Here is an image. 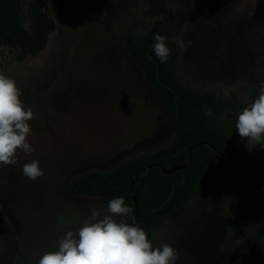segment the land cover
Wrapping results in <instances>:
<instances>
[{"label": "rangeland", "instance_id": "obj_1", "mask_svg": "<svg viewBox=\"0 0 264 264\" xmlns=\"http://www.w3.org/2000/svg\"><path fill=\"white\" fill-rule=\"evenodd\" d=\"M234 1L43 0L54 24L45 47L19 60L14 48L0 44V74L16 82L35 114L28 137L34 151L19 152L17 164L0 167V264H37L45 252L57 250L67 231L78 230L92 208L103 214L108 203L69 192L70 179L89 170L111 171L171 141L170 117L141 68L125 65L120 82L105 80L102 56L126 24L139 34L164 20L175 31L184 81L233 98L238 108L255 99L264 60L258 65L240 48L264 31V3L238 10ZM29 23L23 13L24 26ZM254 40L253 46L264 42ZM236 116L224 115L228 127L249 158L264 167V147L246 148ZM33 159L44 171L36 181L22 174V165ZM242 199L234 184L208 173L185 209L154 230L153 246L176 248L177 264H264V253L242 259L222 247L225 223Z\"/></svg>", "mask_w": 264, "mask_h": 264}, {"label": "trees", "instance_id": "obj_2", "mask_svg": "<svg viewBox=\"0 0 264 264\" xmlns=\"http://www.w3.org/2000/svg\"><path fill=\"white\" fill-rule=\"evenodd\" d=\"M25 1V5H23ZM24 16L29 27L23 24ZM160 21L139 34L130 33L129 55L142 69L154 97L167 111L171 141L151 152L124 160L111 171L89 170L70 179L74 194L99 197L104 203L123 196L131 213L123 221L134 225L135 196L138 226L153 242L154 230L177 217L204 186L210 172L234 184L243 199L225 223L222 247L242 259L264 253V167L249 158L224 118L242 111L233 98L199 90L184 81L178 70L175 31ZM53 21L43 10V0H0V44L17 51V59L35 56L45 45ZM156 34L166 37L171 54L161 63L154 51ZM206 109L213 113L205 115ZM183 165L171 173L164 172ZM132 186V191L130 187Z\"/></svg>", "mask_w": 264, "mask_h": 264}, {"label": "clouds", "instance_id": "obj_3", "mask_svg": "<svg viewBox=\"0 0 264 264\" xmlns=\"http://www.w3.org/2000/svg\"><path fill=\"white\" fill-rule=\"evenodd\" d=\"M178 43L185 47L182 39ZM153 51L161 63L167 62L171 49L165 36L155 35ZM21 95L16 82L0 74V167L17 164L19 152L34 151L28 137L35 114L25 107ZM205 115L213 113L206 109ZM235 129L247 140L249 151L257 145L264 147V80L255 99L235 117ZM22 174L36 181L44 171L33 159L22 165ZM130 213L123 196L111 199L103 214L101 209L92 208L78 230L67 231L58 239L57 250L45 252L37 264H177L176 248L167 243L154 247L143 228L117 219Z\"/></svg>", "mask_w": 264, "mask_h": 264}, {"label": "flooded vegetation", "instance_id": "obj_4", "mask_svg": "<svg viewBox=\"0 0 264 264\" xmlns=\"http://www.w3.org/2000/svg\"><path fill=\"white\" fill-rule=\"evenodd\" d=\"M236 1V2H235ZM233 3L234 7L236 6L238 10H243L246 8H249V6L254 5L252 3H245L241 5L240 1L241 0H235ZM208 3V2H207ZM206 3V4H207ZM206 6V5H204ZM220 9V8H218ZM220 11V10H219ZM164 22V26L168 27ZM158 23V22H157ZM133 26L132 24L128 23L124 26L122 32L120 34L114 33V38L113 41L110 42L112 44L109 45V50H107L102 56L104 58V73H105V80L108 81L110 84L115 83L116 81H121L122 79V74L123 70L125 68V65L130 68H135L139 67L141 68L136 62L133 61V59L129 55V49H128V35L130 33H133L132 30ZM142 33V32H141ZM134 34V33H133ZM250 45L248 46H241V51L244 53L246 56H252L256 58H252V60L257 61L256 63L259 65L261 61L264 60V42L259 41V43L256 46H253L252 44L256 43L257 40H264V31L263 32H257L253 34L250 38ZM96 59L93 58V62ZM142 70V69H141ZM84 79L86 78L85 76L83 77ZM264 80V75H263V70L260 71V76L256 79L254 82L255 85H260V82ZM78 91L80 89L78 88ZM77 93V92H76ZM107 101V99H105Z\"/></svg>", "mask_w": 264, "mask_h": 264}, {"label": "water", "instance_id": "obj_5", "mask_svg": "<svg viewBox=\"0 0 264 264\" xmlns=\"http://www.w3.org/2000/svg\"><path fill=\"white\" fill-rule=\"evenodd\" d=\"M241 5L245 4V3H252L254 5H262L264 3V0H241L240 1ZM183 165L181 166H178V167H175L173 169H170V170H164V172H168V173H171L173 171H176L180 168H182ZM130 190L132 191V186L130 187ZM133 201H134V208H135V211H134V225H137L138 226V214H137V210H138V206H137V202H136V199H135V196L133 195Z\"/></svg>", "mask_w": 264, "mask_h": 264}]
</instances>
